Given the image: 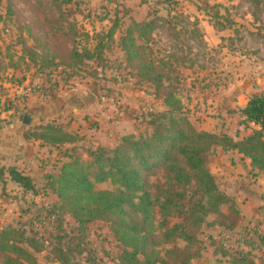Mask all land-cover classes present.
<instances>
[{"label": "rangeland", "instance_id": "1", "mask_svg": "<svg viewBox=\"0 0 264 264\" xmlns=\"http://www.w3.org/2000/svg\"><path fill=\"white\" fill-rule=\"evenodd\" d=\"M0 17V231L25 232L35 247L21 246L37 264H118L124 247L110 224L81 226L62 210L53 187L64 165L87 164L91 152L114 149L126 136L151 135V120L168 110L164 93L126 67L121 38L134 23L154 21L149 45L164 64L165 94L176 93L197 131L219 134L216 123L239 125L228 100L248 96L264 79V0H0ZM49 124L76 141L49 146L26 139ZM220 149L208 155L214 175L220 174ZM9 167L30 177L34 190L13 182ZM246 181L216 180L224 194L239 190L255 204L263 194ZM151 183L164 186L162 173ZM95 187L117 189L111 182ZM196 189L184 192L187 203L203 198ZM233 203L206 215L198 229L171 217L170 228L180 224L194 239L177 238L158 250L185 251L187 264H238L244 251L264 264V248L246 245L257 225H246ZM253 207L241 208L251 214ZM163 232L157 230L162 242Z\"/></svg>", "mask_w": 264, "mask_h": 264}, {"label": "trees", "instance_id": "2", "mask_svg": "<svg viewBox=\"0 0 264 264\" xmlns=\"http://www.w3.org/2000/svg\"><path fill=\"white\" fill-rule=\"evenodd\" d=\"M71 4L72 0H65ZM1 22V17H0ZM156 23H134L121 38L126 67L137 71L138 77L156 85L159 94L164 93L167 111L153 120V132L147 137L126 136L114 149L99 148L91 152L89 163L80 159L64 165L54 182L62 210L72 215L81 225L105 221L111 226L117 241L124 250L118 264H187L191 256L178 248L158 250L163 244H171L177 238L193 241L191 233L182 225L170 228L169 219L178 217L187 226L198 229L205 223L206 215L220 214V208L233 200L223 194L208 168V155L215 147L225 152L238 151L252 162V166L264 172V94L254 95L242 110L246 122L254 123L260 130L241 141L226 134L199 132L184 115L183 103L176 93L165 86L163 63L154 58L150 47ZM26 139H36L45 145L74 143L75 138L63 129L51 124L35 132L25 134ZM11 180L26 190L33 191L30 177L16 168H9ZM162 173L164 186L153 185L151 178ZM0 177L4 178L1 169ZM111 182L115 191H98L96 184ZM197 185V193L203 198L186 202L187 188ZM205 198L207 203L204 202ZM157 215L160 223L157 225ZM163 230L162 240L157 230ZM228 229L233 230L234 227ZM180 234H177L179 233ZM181 231H183L181 233ZM252 238L246 241L251 249L264 248V235L250 231ZM35 243L9 226L0 231V256L3 264H37L35 258L21 245ZM185 254V255H183ZM238 264H255L251 253L239 252ZM61 264H70L66 259Z\"/></svg>", "mask_w": 264, "mask_h": 264}, {"label": "crops", "instance_id": "3", "mask_svg": "<svg viewBox=\"0 0 264 264\" xmlns=\"http://www.w3.org/2000/svg\"><path fill=\"white\" fill-rule=\"evenodd\" d=\"M256 89H252V91L248 92V96L242 98H230L228 100V104L230 105V110L234 111L235 117L239 120V125L234 126L233 128H229V126L219 125L216 123L218 127L219 134H226L236 141H241L244 138L249 137L253 134L254 130H260V127L255 125L254 123L246 122L245 126H242L240 123L244 122L246 118L242 115V110H244L250 99L254 95H263L264 94V79L258 82ZM218 155L221 157L219 163H217L216 168L217 171H220V174L214 175L216 180L223 179V180H238L246 181V185H249L250 182L253 184V187H256L254 190L263 194L262 199H255L256 203L251 198H247L246 196L243 198V192L237 191L232 195L225 194L229 198L233 200V202L237 203L240 209L243 211L240 216L246 225L255 224L259 233L264 235V172H260L252 166V162L250 159L245 158L242 154L238 151H229L225 152L223 149L217 150ZM11 168V167H9ZM8 168V169H9ZM15 168V167H13ZM3 169V168H1ZM17 170V169H16ZM18 171V170H17ZM218 176V177H217ZM218 184V183H217ZM256 184V185H255ZM241 186V182H238V186ZM244 187V185H243ZM244 189V188H243ZM251 189V188H250ZM252 191V189H251ZM223 193V192H222ZM224 194V193H223ZM243 198V199H242ZM246 200V201H245ZM240 202L242 204H240ZM251 204L254 206L252 209L253 213L248 214L243 210L241 207H248Z\"/></svg>", "mask_w": 264, "mask_h": 264}, {"label": "water", "instance_id": "4", "mask_svg": "<svg viewBox=\"0 0 264 264\" xmlns=\"http://www.w3.org/2000/svg\"><path fill=\"white\" fill-rule=\"evenodd\" d=\"M24 121L26 122V119Z\"/></svg>", "mask_w": 264, "mask_h": 264}]
</instances>
